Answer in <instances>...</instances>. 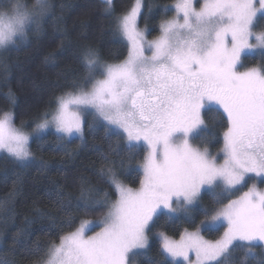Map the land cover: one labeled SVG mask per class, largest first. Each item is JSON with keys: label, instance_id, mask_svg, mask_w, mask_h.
Here are the masks:
<instances>
[{"label": "snow or ice", "instance_id": "6c2138e0", "mask_svg": "<svg viewBox=\"0 0 264 264\" xmlns=\"http://www.w3.org/2000/svg\"><path fill=\"white\" fill-rule=\"evenodd\" d=\"M104 4L105 14L114 17L115 32L129 46L127 57L116 64L102 62L98 49L84 45L82 74L49 101L33 133L54 126L58 142L83 140L86 129L94 131L104 122L110 143L99 154L100 173L112 193L93 195L102 190L82 183L77 208L107 211L97 220L81 219L76 227L68 214L61 223L71 230L59 235L58 243L35 242L26 250L28 258L33 264H131L138 250L146 254L148 233L162 215L169 222L190 224L202 215L197 230L185 229L179 240L154 232L161 255L189 264L190 254L194 264H264L253 251L260 246L264 253V192L253 185L229 199L253 176L264 178V63L238 71L243 54L260 49L264 57V0H177L164 6L176 15L161 20L152 40L146 38L150 28L144 12L148 7L150 14L151 6L144 0H133L118 14L114 0ZM53 7L49 0H34L31 6L0 0V51L24 42L29 32H40ZM97 73L103 78L96 79ZM6 99L14 105V93L9 91ZM213 103L227 121L219 137L202 115ZM25 123L17 126L14 112L0 109V152L20 165L35 159ZM219 139L223 146L215 156L192 143ZM141 149L146 153L138 166L142 179L133 189L122 177L135 171L130 162ZM205 192L209 204L197 208ZM57 203L62 208L71 204L62 198ZM225 224L215 240L201 234ZM94 227L100 230L88 235ZM237 252L242 253L239 258ZM0 264L14 262L5 254Z\"/></svg>", "mask_w": 264, "mask_h": 264}, {"label": "trees", "instance_id": "16d2710c", "mask_svg": "<svg viewBox=\"0 0 264 264\" xmlns=\"http://www.w3.org/2000/svg\"><path fill=\"white\" fill-rule=\"evenodd\" d=\"M176 0H144L151 6V13L145 7L148 16L150 37L159 35V23L173 14V10L164 11ZM29 6L34 0H22ZM133 0H114L116 14L131 6ZM54 5L51 15L42 22L40 32H29L27 40L19 43L9 51H0V109H11L15 114V123L25 121V131L32 132L30 148L35 159L27 165H20L7 154H0V258L6 254L14 264H33L27 256V249L35 242L46 244L58 241L71 229L62 226L68 214L75 219L73 227L79 225L81 219L99 218L107 207L89 210L87 213L77 208L82 200L81 184L85 188L101 189L112 193L100 173L101 152L108 149L109 139L104 134V122L101 121L94 131H85L84 139L57 141L55 130L49 129L38 134L33 133L37 117L49 106V101L61 90L70 86L72 80L82 74L81 53L86 44L99 50L101 61L116 64L128 55V44L114 30V17L105 14L104 0H49ZM139 26L144 28L145 20L141 18ZM262 30V29H257ZM264 63L261 52L244 57V66H259ZM100 74L97 73L96 77ZM11 91L15 96L14 105L9 104L6 95ZM217 106H208L203 112L205 123L209 129L221 136L226 129L227 121L220 114ZM91 120L92 117L88 116ZM114 140L115 137L113 136ZM193 143L211 154L217 155L223 146L222 139L210 143L194 140ZM145 151L141 149L131 160L134 169L130 177L122 179L129 186H138L142 179L139 167L144 162ZM222 160V157L219 161ZM128 165L129 161L125 160ZM83 178V180H82ZM88 193L85 192L84 198ZM236 196H230L229 199ZM58 198L71 204L62 208ZM117 197L111 195L114 201ZM227 201H225L226 203ZM209 204L208 193L202 194L200 206ZM204 217L197 215L195 224L187 221L169 222L161 216L156 227L152 229L151 243L145 253L138 255L139 264H183L176 263L170 257L161 255L159 237L156 231H164L172 237H179L185 229H196ZM210 238H218L220 230L212 234L204 231ZM15 238V239H14ZM253 251L259 259H264L260 246ZM242 253L237 252L239 258ZM248 264H257L256 260Z\"/></svg>", "mask_w": 264, "mask_h": 264}, {"label": "rangeland", "instance_id": "374dc122", "mask_svg": "<svg viewBox=\"0 0 264 264\" xmlns=\"http://www.w3.org/2000/svg\"><path fill=\"white\" fill-rule=\"evenodd\" d=\"M175 3H177V0H176L175 2H173V3H171L170 6L175 5ZM197 6H199V4H197ZM257 6H258V3H257ZM175 15H176V13H175V11L173 10V14H172L170 17H167L166 19H172V18L175 17ZM139 27H140V26H139ZM140 29H143V28L140 27ZM255 31H260V30L255 29ZM156 37H157V36H156ZM146 38L149 39V40H152V39H154L155 37H150V36L147 34V37H146ZM250 42L253 43V44L256 43L254 39L251 40ZM258 52H261V50H260V49H255V50H253L251 53H245V54H243V55H242L243 67L238 68V71H245L247 68H249V67H245V66H244V57H245L246 55H248V54H255V53H258ZM145 54H146V55H151L150 52H146ZM251 67H253V66H251ZM102 78H103V77H102L101 75H99V76L96 77V79H102ZM209 106H216V105L213 103V104H210ZM202 115H203V113H202ZM49 129H53V130H55V127H54V126H50L48 129H46V130H44V131H42V132H45V131H47V130H49ZM55 131H56V130H55ZM26 132H28V133L31 134V135H30V140H31L32 132H29V131H26ZM42 132H41V133H42ZM192 143H193V141H192ZM193 144H194V143H193ZM194 146H196V145L194 144ZM196 147H198V146H196ZM199 148H200V147H199ZM200 149L203 150L202 148H200ZM209 152H210V151H209ZM210 153H211V152H210ZM0 154H2V152H0ZM212 155H213V154H212ZM222 159H223V158H222ZM218 162H222V160H221V161L218 160ZM142 164H143V163H142ZM142 164H141V165H142ZM253 185H255V187H256V189H257L258 191H262V192H264V178H260V177H255V176H253V178L250 179V180L248 181L247 185H246L245 187L241 188L239 192L235 193L236 196L232 197L231 199H235V198H236L237 196H239L242 192L247 191L248 188L251 187V186H253ZM128 186H129V185H128ZM139 186H140V184H139L138 186H135V187H134V186H129V187H131V188H133V189H138ZM165 211H166V210H165ZM97 219H99V218H96V219L91 218V219H87V220H97ZM214 228H215V226H214ZM225 228H226V224H225L223 227H220V228H219V230H220V234L218 235V237L223 233V231L225 230ZM99 230H100L99 227H94V228H93L91 231H89L87 234H88V235H93L94 232L99 231ZM187 230H188V231H196L197 228H196V229H187ZM216 232H217V230H212V231H211L212 234H214V233H216ZM201 234L203 235V237H204L205 239H209V240H215V239H217V238H210L209 236H207V235L204 233V231H202ZM148 235H149V244H150V243H151V239H152L151 232H149ZM168 236H169V235H168ZM157 237H158V236H157ZM169 237H171V238L174 239V240H179V239H180V236H179V237H172V236H169ZM144 251H145V250H138V254H137L135 257H132V258H131V264H139V262H138V255L141 254L140 252H144ZM170 258H171V257H170ZM190 258H191V264H194V262H195V255H194V254H190ZM171 259H172V258H171ZM175 262H176V263L189 264L188 261H184L182 258H177V259L175 260Z\"/></svg>", "mask_w": 264, "mask_h": 264}]
</instances>
